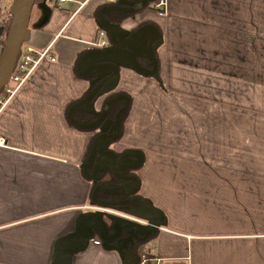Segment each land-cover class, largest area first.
I'll list each match as a JSON object with an SVG mask.
<instances>
[{"label": "crops", "instance_id": "1", "mask_svg": "<svg viewBox=\"0 0 264 264\" xmlns=\"http://www.w3.org/2000/svg\"><path fill=\"white\" fill-rule=\"evenodd\" d=\"M141 1H136L138 10L128 12L113 26L114 37L121 40L142 27L137 39L127 45L135 41L141 47L135 53L140 65L151 69L146 45L152 32L149 26L153 25L157 75L142 72L128 61L88 100L98 82L113 72L108 65L91 69L113 59L96 53L99 49L94 45L100 30L106 31L109 38L105 22L97 16L105 7L104 0H65L61 4L36 0L33 4L23 46L32 48L34 57L42 52L45 55L21 83L7 80L5 87L11 93L4 88L0 93V264L128 263L129 236L117 244L111 242L114 230L108 229L105 214L142 225L147 221L129 215L134 209H110L95 198L90 179L94 163L86 162L94 136L99 138L98 153L109 151L114 155L117 173L136 179L133 182L121 177L116 185L125 183L128 193L142 198L161 214L156 234L142 246L151 264H264V105H240L238 116L232 111L229 122L214 119L206 129L201 121L193 122L175 110L173 114L165 112V119L158 122L147 94L141 89L132 91L122 80L126 75L142 82L159 80L158 72L166 61L161 53L165 19L151 6L142 7ZM166 1L170 13L187 12L198 21L210 8L212 50L226 45L229 53L233 51V35L218 39L215 15L218 7L232 15L235 0ZM14 2L0 0V56L3 16L12 14ZM243 4L241 0L235 10L250 32L251 9L246 4L244 16ZM248 38L247 42L243 38L239 41L241 61L248 68L250 63L256 64L257 82L252 89L264 92V57L259 54L243 58V49L246 47L249 53V45L255 44L252 37L251 41ZM118 47L109 38L103 50L115 51ZM115 98L118 100L114 102L120 101L118 105H127L120 113L119 126L106 117L99 127L92 128L88 126L93 123L90 117L79 119L73 114L75 110H86L99 116L100 121ZM70 113L79 124L70 119ZM175 121L180 129L176 136L181 141L191 137L198 148L211 142L212 150L199 151V157L184 159L181 165L170 164L173 154L169 152L163 156L166 165L157 168L150 162L148 151L155 144L174 149L169 136L174 133L171 125ZM189 124L191 129L185 128ZM117 127V139L111 141L106 134H114ZM215 138L228 142L230 155L240 151L253 163L250 169L249 163L244 167L246 172L220 165ZM125 151H133L130 157L135 160V152L141 153L142 162L134 173L126 172L117 156ZM189 154L186 151L181 156ZM221 157L233 161L232 156ZM99 162L109 165L105 155ZM108 169L114 170L110 165Z\"/></svg>", "mask_w": 264, "mask_h": 264}, {"label": "rangeland", "instance_id": "2", "mask_svg": "<svg viewBox=\"0 0 264 264\" xmlns=\"http://www.w3.org/2000/svg\"><path fill=\"white\" fill-rule=\"evenodd\" d=\"M242 1L244 2V16L246 4L251 9L250 32L246 31V21H243L241 15L235 10L236 6L240 5L241 0H235L233 7L229 5L233 10L232 15H229L221 7H218V12L215 15L219 22L216 30L218 39L220 36L233 35L235 46L231 53L228 52L226 45L218 46L217 49L212 50L215 46L211 41L214 38V30L209 28L210 8H207L208 12L202 15L201 20L198 21L187 12L186 15L170 13L167 9L166 0L149 3L158 15L165 19V23H163L165 45L161 50L162 55L166 58L164 67L158 72L159 80L149 79L142 82L134 77H129V75L123 77L122 80L129 85L132 91L141 89L147 94L149 101L154 104L156 109L158 122L159 119H165V112L173 114L175 110L182 112L186 118H191L193 122L201 121L205 125L204 129H206V125H209L214 119H217L218 123L225 119L229 122L232 111L234 116H238L241 109L240 105H264V92L258 91L256 87L252 89V84L256 86L257 82L256 64L250 63L248 68L241 61L242 51L241 43H239L242 38L244 42H247L249 35L248 41H251L252 37L255 44L249 45V53L246 52V47L243 49V58L245 55L252 58L259 54L264 57V0ZM170 10L174 12L173 9ZM212 24L217 23L213 22ZM243 24L244 30L242 29ZM237 40L238 48L236 47ZM171 41L173 42L171 43ZM163 70L166 76L163 75ZM179 89L183 90L179 91ZM85 107H89V105ZM249 108L252 109V107ZM232 119L236 120V118ZM177 123L178 121H175L171 125L174 133L169 136L170 145L174 149L155 144L148 151L150 162L154 166H158L157 168L166 165L167 159L163 156L169 155V152L173 154L170 164L181 165L184 159L198 156L199 151L208 153L212 150L211 142L198 148L191 137L181 141V138L176 136L180 132ZM185 128L191 129V124ZM199 138V136L196 137V140ZM215 140V153L216 156H219L217 161L220 165H231L235 167L236 171L243 172L248 171L247 168H244L247 163H249L247 166L249 169L253 165L248 159L245 160L242 157L240 151H234L230 155L226 140L223 142L220 138H215ZM186 151H189L191 155L181 156ZM221 155L232 156L233 161L226 160ZM206 164L213 165L210 162H206ZM256 164H258L257 161ZM122 218L128 222L132 221Z\"/></svg>", "mask_w": 264, "mask_h": 264}, {"label": "water", "instance_id": "3", "mask_svg": "<svg viewBox=\"0 0 264 264\" xmlns=\"http://www.w3.org/2000/svg\"><path fill=\"white\" fill-rule=\"evenodd\" d=\"M36 0H15L14 5H13V9H12V19H11V23H10V27L8 29L7 35L5 37V40L3 42V49H2V53L0 56V89L6 84L7 80L9 79V76L12 72V69L14 67L15 61L18 57L19 51L23 45L24 39H25V35H26V31H27V26H28V21H29V16H30V12L31 9L33 7V4L35 3ZM127 1V0H125ZM146 0H142L141 4H144ZM128 2V1H127ZM106 10H120V11H132L134 10L133 7H123V6H119V5H112V6H107L105 7ZM99 17L101 18L102 21L105 22V25L107 26L108 29V34H109V38L111 40V42L115 43L116 45H118V49L114 50H103V48L101 49V47H99L98 51L96 53H99L100 55H108V56H113V59H110L109 63H103L100 65H93L91 67V69H96L98 70V67L101 65H108L111 66L113 69V72L109 73L108 75L104 76L96 85V87H94V89L89 93V95L87 96V100L90 99L93 95H95L96 92H98V90L103 86V84L111 79L112 77L116 76L118 73V69L121 66H125L126 63H128V61L130 62L129 64H132V62L134 63V65L141 70L142 72L148 73V74H155L157 71V62L155 59V55H154V49H153V45H152V41L155 37V27L153 25H150L149 28H151L152 32L151 35L148 38V42H147V54L149 56V58L152 61V68L151 69H145L143 68L135 53L137 51L140 50V46H138L136 44V42H132L130 44L127 45V42L137 39V37L139 36L140 32H141V28L136 29L135 31H133L130 35H128L127 37L121 39V40H116L114 37L115 31H114V25L118 24L116 22H111L109 19H107L105 16H103L101 14V12L99 13ZM119 29V28H118ZM116 30V29H115ZM107 33V32H106ZM128 65V64H127ZM88 70V69H86ZM85 99V100H86ZM80 105H72V108L74 107H78ZM127 105H123V107L117 112V114L115 115V123L117 126H119V113L121 110H124V108ZM71 108V109H72ZM104 113V112H103ZM102 118V115H101ZM99 122V120H95L93 123L89 124L88 126H95L97 123ZM85 125V124H84ZM118 131L119 128H116V132L112 135L110 134H106V136H108L110 139H114L116 138L118 135ZM115 136V137H114ZM98 137L94 140L93 144H92V148H91V153L89 155V162L92 161L94 163V171L98 165V163L103 164L102 162H99L100 158L104 157V155L108 158L109 161V165H112V168L115 170V172L117 173L115 166H114V155H112V153H110L109 151L103 153H98L96 159L93 161L92 157L94 155V153L97 151V143H98ZM132 154L134 153L133 151ZM138 159L137 161L134 163L135 166L140 165L141 164V160H142V156L141 153L139 152H135ZM126 154V153H124ZM87 162V161H86ZM88 162V163H89ZM88 163H85V167H87ZM118 174V173H117ZM120 177L122 178H131V180L134 182L136 179L135 177H131V176H124V175H120L118 174ZM124 184H120L118 186H123ZM138 200H140V202L143 204V207L145 209V211H143V215L148 219L149 221V225H143L134 222V225H129L133 224L131 223V221H126L122 218V220L124 222H126L127 225H129V237L127 239V243H130V250L128 251V263L127 264H131V260H132V254H133V238H136L135 235V228H141L143 230H147L145 233V237L147 235H149L154 229L157 230L160 222H161V214L159 213V211H157L156 209H154L153 207H151L145 200H143L142 198H138ZM133 222V221H132ZM132 226H134L135 228H131Z\"/></svg>", "mask_w": 264, "mask_h": 264}, {"label": "trees", "instance_id": "4", "mask_svg": "<svg viewBox=\"0 0 264 264\" xmlns=\"http://www.w3.org/2000/svg\"><path fill=\"white\" fill-rule=\"evenodd\" d=\"M136 1L138 0H128V2H133V3ZM157 1L158 0H146L144 5H148L150 2L155 3ZM122 4L124 5L125 3H122ZM111 11L113 15L109 16V18L111 19L110 21L116 22V23L121 22V20L128 14V12L120 11V10H109L108 12H111ZM11 19H12V14L3 16L4 29H3L2 43L4 42L8 29L10 27ZM102 48L103 47H101V49ZM155 74L157 75V72ZM4 86L0 89V93L3 91ZM117 98L120 99V97H117ZM117 98L112 100L111 105H107L106 107L107 109L104 112L103 118L92 128L99 127L102 123V120H104V118L106 117L111 118L112 120H115V115L123 107V105H118L120 101L114 102L118 100ZM77 111H79L80 113L79 119L84 118L85 116V118L90 117L92 122H94L95 120L99 118V116H97L96 114L90 113L86 110L85 111L77 110ZM120 113H119V121L121 118ZM70 119L74 120L75 122L79 124L76 118L71 116ZM93 140H95V136ZM111 141H114V139H111ZM88 154L90 155V153ZM130 154H132V152L125 151L123 153H120L118 155L116 154V155L121 160L120 162L123 163V165L126 167V172L134 173L136 171V168L139 167L140 165H137V166L134 165V163L137 161L138 158L135 160L132 157H130ZM97 155H98V152L96 151L92 157L93 161L96 159ZM125 158L126 160L123 161L122 159H125ZM110 167L112 168V165H110ZM108 168H109V165L104 166V164L98 163L95 171L90 176V179L92 180V184H93V191L95 192V198L101 200V202L105 203L106 206L110 209L114 207L120 208L122 210L125 207L130 208V210L134 209V211L130 213L129 215L135 218H138V219H144L147 221V224L145 225H149L148 219L142 213L143 211H145L143 204L140 202V200H138V198L134 197L136 195L130 194L126 191L125 188L128 185H123V186L116 185L118 182H120L121 177L115 172V170H113L112 172ZM104 187H107V189L105 190ZM105 220H106V225L108 229L114 230V237L111 240V242H114L115 244H117L120 241V239H122L123 237L129 236L130 234L129 225H134V221L133 222L131 221V223L133 224L128 223L129 225H127L126 222L122 220V218L111 215V214H105ZM131 228L133 229L135 227L132 226ZM146 231L147 230H143L141 228H137V227L135 228L136 238H133V247H132L133 254H132L131 264H151V261L149 260L150 256L148 255L146 256L147 259L144 261V263H142L143 259H142V253L140 250H141V247L144 244H146L147 241L152 236L156 234L157 230L154 229L149 235L145 237ZM128 244L130 247L129 242Z\"/></svg>", "mask_w": 264, "mask_h": 264}, {"label": "built area", "instance_id": "5", "mask_svg": "<svg viewBox=\"0 0 264 264\" xmlns=\"http://www.w3.org/2000/svg\"><path fill=\"white\" fill-rule=\"evenodd\" d=\"M94 44L97 45L98 47H105L108 45V38L106 36L105 31L99 32V37ZM44 55L45 52H42L37 57H34L32 48L22 46L19 51L18 57L15 61L12 72L9 76V80H13L15 82L21 83L29 75V73L33 70V68L37 65L41 57ZM4 91L6 93L12 92L10 88L5 86H4ZM0 143H2V141H0ZM141 251H142V259H143L142 263H144V261L147 259L146 256L148 254H147V250L142 249V247H141Z\"/></svg>", "mask_w": 264, "mask_h": 264}, {"label": "flooded vegetation", "instance_id": "6", "mask_svg": "<svg viewBox=\"0 0 264 264\" xmlns=\"http://www.w3.org/2000/svg\"><path fill=\"white\" fill-rule=\"evenodd\" d=\"M52 1H55L56 2V4H61V2H63V1H65V0H52ZM128 1V0H127ZM127 1H125V0H104V6L105 7H107V6H112V5H119V6H123V7H130V6H132L133 8H134V10H132V11H126V12H134L135 10H138V9H136V7H137V3L136 2H127ZM139 1V0H138ZM159 1V0H158ZM111 2V3H110ZM113 2H115V3H113ZM142 2V1H141ZM122 3H125L126 5H123ZM145 3V2H144ZM141 4V3H140ZM128 5V6H127ZM130 5V6H129ZM149 6H151L150 4H148ZM148 5H144V4H142V7H145V6H148ZM105 7H103V9L101 10V14L103 15V16H105L107 19H109V20H111L110 18H109V16L110 15H113L112 14V11L111 12H108L109 10H106L105 9ZM142 7H140V8H142ZM152 7V6H151ZM139 8V9H140ZM111 13V14H110ZM114 15H116V14H114ZM98 17H99V14L97 15ZM100 18V17H99ZM101 19V18H100ZM124 19V18H123ZM122 19V20H123ZM121 20V21H122ZM120 23V22H119ZM100 31H104V30H100ZM106 33V32H105ZM107 36V35H106ZM108 38V37H107ZM95 45V44H94ZM97 48H99L97 45H95ZM70 112H71V110H70ZM73 114H74V116L76 117H80V113H79V111H77V110H75V111H73ZM70 117L72 116V114L70 113V115H69ZM74 116H72V117H74ZM74 117V118H75ZM102 124V123H101Z\"/></svg>", "mask_w": 264, "mask_h": 264}, {"label": "bare ground", "instance_id": "7", "mask_svg": "<svg viewBox=\"0 0 264 264\" xmlns=\"http://www.w3.org/2000/svg\"><path fill=\"white\" fill-rule=\"evenodd\" d=\"M111 3V2H110ZM113 3H115V2H113ZM164 13V12H163Z\"/></svg>", "mask_w": 264, "mask_h": 264}]
</instances>
